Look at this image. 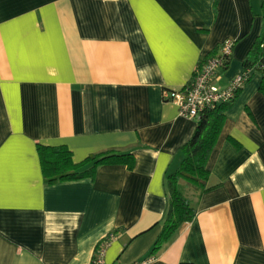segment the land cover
<instances>
[{"label": "crops", "instance_id": "1", "mask_svg": "<svg viewBox=\"0 0 264 264\" xmlns=\"http://www.w3.org/2000/svg\"><path fill=\"white\" fill-rule=\"evenodd\" d=\"M264 0H0V264H264L262 72L228 105L194 219L149 251L167 208L165 181L197 121L165 102L220 45L215 85L243 72ZM264 70V68H262ZM238 144L235 148L229 141ZM74 163L130 154L132 169L48 184L36 146ZM90 165L86 166V168Z\"/></svg>", "mask_w": 264, "mask_h": 264}, {"label": "trees", "instance_id": "2", "mask_svg": "<svg viewBox=\"0 0 264 264\" xmlns=\"http://www.w3.org/2000/svg\"><path fill=\"white\" fill-rule=\"evenodd\" d=\"M262 11H264V4H262ZM262 19H264V12H262ZM210 57L212 56L204 58L202 62ZM262 68H264V27L243 64V72L247 70L262 72L259 91L264 94V70ZM227 107L228 105H222L214 110L204 111L197 121L192 137L181 148L183 160L179 168L168 175L165 181L167 208L161 223V232L149 251L150 256L157 254L173 239L183 225L194 219L196 210L192 204L193 199L198 200L209 190L207 182L210 174L207 170V162L223 127ZM229 141L235 148H238L235 141L232 139ZM36 150L42 175L48 184L93 177L96 169L103 165L125 166L129 170L134 165V158L130 154L107 152L89 156L76 164L72 161L71 152L65 146L37 145ZM88 165L90 167L86 168Z\"/></svg>", "mask_w": 264, "mask_h": 264}, {"label": "built area", "instance_id": "3", "mask_svg": "<svg viewBox=\"0 0 264 264\" xmlns=\"http://www.w3.org/2000/svg\"><path fill=\"white\" fill-rule=\"evenodd\" d=\"M233 45V41H224L217 54L195 68L190 80L180 91H163V100L174 104L180 117L199 120L204 111L214 110L234 101L237 93L249 80L251 71H244L234 77L225 88L215 85L219 72L226 68L231 58ZM107 245V239L98 243L91 264H105L104 254Z\"/></svg>", "mask_w": 264, "mask_h": 264}, {"label": "rangeland", "instance_id": "4", "mask_svg": "<svg viewBox=\"0 0 264 264\" xmlns=\"http://www.w3.org/2000/svg\"><path fill=\"white\" fill-rule=\"evenodd\" d=\"M186 195H187V193H186Z\"/></svg>", "mask_w": 264, "mask_h": 264}]
</instances>
